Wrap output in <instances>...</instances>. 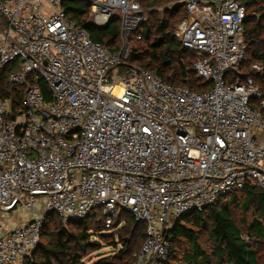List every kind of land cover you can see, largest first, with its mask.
<instances>
[{
    "label": "built area",
    "instance_id": "1",
    "mask_svg": "<svg viewBox=\"0 0 264 264\" xmlns=\"http://www.w3.org/2000/svg\"><path fill=\"white\" fill-rule=\"evenodd\" d=\"M61 1L0 0V74L8 68V83L25 88L15 113L0 92V264L31 258L49 212L65 224L95 210L106 229L123 212L144 224L131 264H165L171 219L248 184L264 193V117L250 106L261 92L239 72L245 6L177 0L187 19L174 37L212 84L197 92L125 65L128 44L94 42ZM87 1L94 25L116 15L120 36L141 38L138 1ZM250 71L264 84V63ZM20 211L26 219L11 225Z\"/></svg>",
    "mask_w": 264,
    "mask_h": 264
},
{
    "label": "trees",
    "instance_id": "2",
    "mask_svg": "<svg viewBox=\"0 0 264 264\" xmlns=\"http://www.w3.org/2000/svg\"><path fill=\"white\" fill-rule=\"evenodd\" d=\"M136 1L149 8L148 18L136 31L141 38L133 37L134 44L128 50L125 65L158 75L172 86H187L197 92L210 89L211 82L199 78L192 68L194 53L185 49L173 34L176 25L187 19L184 5L177 0ZM242 3L246 10L243 23L246 61L240 65L239 72L242 78H253L259 87L261 98L252 99L250 106L264 117V84L261 76L250 71L252 64L264 63V0H242ZM61 6L68 18L83 27L94 42L114 52L120 49L115 45L120 37L116 15L107 25L98 27L91 20L87 0H62ZM155 6H161L162 10L154 9ZM7 69L0 74V92L10 99L12 113H15L22 109L25 88L8 83ZM38 84L48 100L47 86L42 81ZM232 209L239 212L237 218ZM118 222H114L110 232L104 233L105 222L99 210L65 224L49 212L42 224L38 247L24 264H84L85 256L98 250L101 242L122 246L116 253L91 264H131L144 240L145 226L131 216L119 228ZM135 230L142 241L132 250L128 245ZM93 236L99 239L91 240ZM166 237L169 255L165 264H264V193L254 184L231 191L202 211L171 219Z\"/></svg>",
    "mask_w": 264,
    "mask_h": 264
},
{
    "label": "rangeland",
    "instance_id": "3",
    "mask_svg": "<svg viewBox=\"0 0 264 264\" xmlns=\"http://www.w3.org/2000/svg\"><path fill=\"white\" fill-rule=\"evenodd\" d=\"M143 8H144V19H147L148 18L149 8H147V7H143ZM154 9L162 10L161 6H155ZM133 40L134 39H133V36L131 34H129L127 36V40H126V38L124 36H120L119 39L116 41L115 45L118 46L119 48H121L123 46V43H127L128 44V50H129L132 47V45L134 44ZM262 105L264 106V97H263V100H262ZM232 214H233V216L235 218H237L239 212L236 209H232ZM127 218H130V215L128 213H126V212H123L122 215L120 216V218H118V221H119L118 223H120V226H122L124 224V221ZM25 219H26V212L25 211H23V212L20 211L19 215H16V216H14L12 218L13 221H11V225L22 224ZM88 222H89V224H92V223H90V221H88ZM61 224H64V223L61 222ZM66 226L67 225H63V227L67 228ZM138 229H139V226L137 227V230ZM137 230H135V232L131 236V241L129 242V245H128V247L130 249H132V250L137 249L139 244L142 241V240H139L138 237H137L138 236L136 234ZM110 231H111L110 229H106V230H104V233H107V232H110ZM96 239H99V238H96L95 236L91 237V240H96ZM101 244L102 245H101V247L98 250H96V251H94V252H92L90 254H87L85 256V258L82 261L84 264H91L92 262L98 260L99 258L110 256V255L116 253L122 246V244L120 245L119 243H117L115 245V247L112 246V245H107L106 242H101ZM83 250H84V247H83Z\"/></svg>",
    "mask_w": 264,
    "mask_h": 264
}]
</instances>
